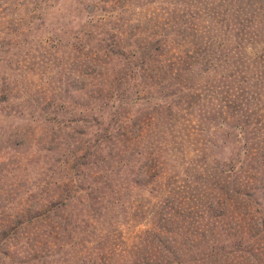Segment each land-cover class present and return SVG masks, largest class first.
Listing matches in <instances>:
<instances>
[{
  "label": "trees",
  "instance_id": "obj_1",
  "mask_svg": "<svg viewBox=\"0 0 264 264\" xmlns=\"http://www.w3.org/2000/svg\"><path fill=\"white\" fill-rule=\"evenodd\" d=\"M63 1L0 9L8 63ZM109 1L43 29L69 102L15 88L20 115L97 125L50 184L61 198L0 228V264H264V0Z\"/></svg>",
  "mask_w": 264,
  "mask_h": 264
},
{
  "label": "rangeland",
  "instance_id": "obj_2",
  "mask_svg": "<svg viewBox=\"0 0 264 264\" xmlns=\"http://www.w3.org/2000/svg\"><path fill=\"white\" fill-rule=\"evenodd\" d=\"M27 1L0 0V9L5 7L7 2L15 8L27 5L34 19L38 15ZM71 1L64 0L63 10L52 11L48 23L43 24L41 28L39 23H36L35 26L39 28V31L26 36V46H20L26 52L19 48L17 53H28L27 50L30 48V59L16 57L13 62L8 63L0 48V228L10 229L16 226L22 206H29V208L34 206V201L38 197L46 198L48 201L61 198L57 186L53 187L50 184L57 180V172L62 167V163L70 159L69 153L82 147L80 140H85L84 133L91 129L96 130L95 118L70 115L69 110H66L64 106L66 112L60 115H20L21 102L13 100L15 88L26 86L38 107L45 100L57 96L62 99L61 102H69L70 99L66 98L68 95L58 94L56 91L59 88L60 77L57 75V68L53 65L55 61L52 57L55 52L53 47L57 44L53 38L55 35L44 34L43 29L45 30L46 25H49L50 29L54 30L64 21L69 20L68 17L66 19L64 17L67 12L73 10L68 7ZM113 2L115 0L109 1L105 6L106 13ZM116 4L119 7L126 6L123 0ZM136 10L139 11L137 8ZM97 14L100 12H95V15ZM17 17H19L18 14L15 18ZM69 18L71 19V16ZM56 34L65 37V31L58 30ZM40 35L43 37L40 38ZM12 39L14 42L18 41L15 35ZM55 64L59 65V63ZM6 88L11 89L9 94H5ZM36 105L33 106L34 109ZM41 108L47 109L42 106ZM88 126L90 129L87 128ZM214 151L220 152V149L215 148ZM82 161L87 163L85 159ZM141 201L142 198L138 194L135 202L141 203ZM46 203L47 201L35 203V205L39 209ZM30 230L31 228H26L20 231L29 232ZM21 241L20 237L19 241L15 240L12 243L14 245ZM16 259L14 262L19 261Z\"/></svg>",
  "mask_w": 264,
  "mask_h": 264
}]
</instances>
